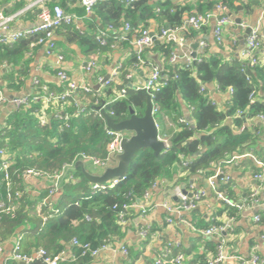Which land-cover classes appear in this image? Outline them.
Wrapping results in <instances>:
<instances>
[{
  "label": "trees",
  "instance_id": "trees-1",
  "mask_svg": "<svg viewBox=\"0 0 264 264\" xmlns=\"http://www.w3.org/2000/svg\"><path fill=\"white\" fill-rule=\"evenodd\" d=\"M236 2L245 5V8L250 3L244 0H210L194 13H214L218 6L234 8ZM55 4L64 5L61 1L51 3ZM20 6L1 11L8 15ZM95 7L101 13L105 32L109 28L120 31L125 23L130 25L126 41H131L132 35L138 36L143 29H149L150 20L155 21L158 31L162 28H184L185 35L191 39L204 29L203 26L197 31L185 26L184 16L194 13L187 6L174 8L169 0L158 2L155 6L151 0H132L129 3L107 0ZM39 11L40 7L35 6L26 13H35L37 18ZM77 37L78 43L85 46L90 54L100 51L109 53L114 43L113 38L107 39L103 45L92 36ZM35 41V37H29L12 46L0 45V63L21 65ZM174 46L171 40L152 46L166 60L160 68L162 85L150 99L159 110L160 116L158 120L155 118L156 121L160 122L167 116L175 125L169 137L170 147L162 150L157 157L152 150L141 149L130 162L125 177L112 188L94 190L92 183L77 167V179L71 175L61 182L57 201L49 199L43 207L41 203L47 190L35 196L27 191L24 180L27 170L52 175L65 164L76 163L81 154L106 160L109 138L101 110L113 122H120L129 117L130 108L142 114L146 104L145 93L129 87L125 68H119L117 79L109 81L100 90L77 89L63 101L45 103L44 97L48 91L63 94L67 90V82L48 84L39 81L33 85L29 102L16 109L0 125V150L10 160L9 182L20 192L18 198L8 199L5 188L1 190L4 208H9V211L0 209V242H11L15 237L19 244L18 252L32 257L28 264H46L34 257L39 250H44L50 257L68 253L69 256L57 264H88L93 257L92 250L124 235L120 215L128 220L131 210L126 207L141 200L148 191L162 187L166 182L172 185L186 183L189 175L198 174L207 179L236 156L250 153L255 160L264 161V156H258L264 154V147L255 148L261 139L258 127L253 124L246 126L247 122L264 116V61L261 62L257 53L253 56L256 63L252 64L249 57H223L220 52H207L206 55L198 53L196 60L188 66L180 61L169 63ZM142 58L144 64H149ZM198 58L200 61H197ZM129 63H139L134 51ZM60 70L57 69L55 75ZM22 76H25L23 72H17L15 76L14 70L9 71V88L19 90L24 81ZM209 84H213L219 94H228L224 108L221 109L213 98ZM122 88L126 89L125 94L118 97ZM252 92L253 98L250 96ZM180 99L188 108L190 122L184 118ZM42 117L45 118L44 124H41ZM226 118H230V122H224ZM112 162L109 161L110 164ZM228 182L216 185V189L226 195L230 191ZM0 183H5L2 173ZM243 198L249 199L250 193ZM191 212L195 213L196 208ZM237 212L238 204L231 201L218 207L215 214L233 217ZM211 220L209 225L201 228L221 226V223ZM149 234L150 230L143 241L149 238ZM74 239L77 244L72 243ZM85 244L88 249L83 248ZM207 246L215 252L217 245L209 242ZM205 258L202 254L196 260L198 264H204ZM6 264L18 263L10 259Z\"/></svg>",
  "mask_w": 264,
  "mask_h": 264
},
{
  "label": "crops",
  "instance_id": "crops-1",
  "mask_svg": "<svg viewBox=\"0 0 264 264\" xmlns=\"http://www.w3.org/2000/svg\"><path fill=\"white\" fill-rule=\"evenodd\" d=\"M60 1L64 4L63 6L60 5L64 11L75 16L72 24L62 26L56 29L54 33V40L56 42L55 52L62 55V59L58 61L56 53L47 54L44 45H33L23 57L21 65L9 66L0 63V89L5 98V101L0 103V125H3L5 120L17 109L12 103V99L30 96L34 87L33 85L39 83V81L48 84H58L60 80L55 75L57 69L65 71L77 85H86L94 89V86L99 84L103 77L112 75L111 80L113 81L117 79L118 69L125 68L127 72L126 77L130 74V77H127L129 87L141 90L145 86L150 64L156 65V61H158L162 67L166 61L161 57L159 50L150 47V49L148 48L149 51L143 54L144 59L149 64L131 65L129 59L132 51L136 50L135 35H132L131 41L118 42L114 47H111L109 53L101 51L88 53L86 47L78 43L77 35L95 37L104 28L101 13L97 8L98 6L91 13L87 14L78 0H0V10L5 12L10 10L12 6L20 4L21 6L14 12L8 15L4 13V15L12 17L10 27L13 30L28 29L37 22L35 13H26L29 9L35 6L40 7L41 3L51 7V3H59ZM165 1L151 0V3L155 6L156 3ZM169 1L174 8L187 6L194 13L203 3L210 0ZM249 1L250 3L247 8L240 2H236L234 8H228L227 13L231 19V23L225 27L223 42L221 44L217 43L214 39V17H211L204 26V29L199 31L192 39L185 35L184 28H178L176 31L170 33L167 38L159 39V42L171 40L173 45H176L180 38H184L186 42H189L190 50L193 51L191 44L204 41L206 43L205 54L207 52H220L223 57H237L240 52L239 48L241 46L244 47L247 38L246 29L249 27L251 30L258 31L259 37L264 44V0H255L257 1L256 3L253 2L254 0ZM184 18L187 19V16L185 15ZM237 18L241 19L240 24L236 23ZM148 28L156 36L159 35L160 31H158L154 20H150ZM256 53L261 62H263L264 47L262 50L256 51ZM92 57H95L97 60V69L88 73L83 69V64ZM116 68L118 72L113 75L112 73ZM11 70H14L15 76H17V72H23L25 75L22 76L24 81L19 90L9 88L8 86L9 80L7 79V74ZM103 86L104 84H101L98 90ZM208 89L220 105V108H224L228 94H219L213 84H209ZM181 105L184 118L190 122V113L182 100ZM224 122H230V118H226ZM156 123L160 137H165L169 141V137L175 129L173 122L167 116H164L162 121H156ZM250 124L257 126L260 131L258 136L261 139H259V145L257 144L255 148L257 149L259 146L260 148L264 147V123L259 118H256L251 122H247L246 126ZM258 156L262 157L264 154L260 153ZM256 161L250 153L239 156V158L233 159L231 162L224 163L221 170L222 175H219V178H215V183L219 186L225 182V177L229 176L228 184L230 191H227L225 196H228L229 200L238 204L236 216L227 217L225 214L218 216L215 214L217 208H221L225 203L215 198L214 191L208 187L206 179L201 175H189L186 183L180 182L179 184L172 185L166 182V187H163L164 184L162 187L158 186L149 192L146 201L148 212L145 217L140 215V210L137 207L131 209L129 218L124 224V235L120 239L108 243L106 247L90 259L88 264H153L155 260L161 259L160 253L166 247L171 249L172 256L177 253L183 254V264H198L196 260L197 256L202 254L204 257L214 255L221 240H224L222 249L227 256L221 264H246V261L253 255L258 256L259 261L264 264V239H261V234L264 233V195L261 194L264 191V187L260 189L259 206L249 207L242 203L244 195L251 193L259 187V182L254 178L255 169L257 168L258 171L260 169ZM81 163L84 170L91 174H100L104 170L100 167H93L87 161L79 159L68 170L72 178L76 176L74 179H77V167L81 169ZM115 163L114 159L110 166L115 165ZM24 181L27 191L35 196L47 190L49 185L47 179L40 177L26 176ZM175 189H178L181 193L184 190L189 193L204 191V197L197 205L195 213L191 211L169 213L167 211L163 205L164 203L175 205L179 202ZM59 193L60 190L51 196V200L57 201ZM142 203L140 201V205ZM256 214L260 215L258 221L254 220ZM169 217L171 221H168ZM211 219L221 223V226L228 225V227L218 235L205 239L202 237L200 230H202L201 227L209 225L212 221ZM147 224L150 226V234L149 238L143 241L137 232L140 227H144ZM14 238L11 239V242H0L3 246V251L0 253V264H6L10 260ZM209 242L217 245L215 246V252L207 248ZM123 246L126 247L127 253L122 252L121 247ZM16 262L18 264L23 263Z\"/></svg>",
  "mask_w": 264,
  "mask_h": 264
},
{
  "label": "built area",
  "instance_id": "built-area-1",
  "mask_svg": "<svg viewBox=\"0 0 264 264\" xmlns=\"http://www.w3.org/2000/svg\"><path fill=\"white\" fill-rule=\"evenodd\" d=\"M69 1H75V0H69ZM82 8L84 9L85 13L89 14L92 12V10L95 8V6L99 3H102L107 0H78ZM125 3H129L132 0H124ZM249 1V0H244ZM228 8L226 6H218L215 9V13H194L187 17L185 20V26H189L197 31L200 30L201 27L205 26L209 19L211 17L215 18V25L213 29V35L214 39L217 43L221 44L223 42V35L225 31L226 25L231 23V19L228 15ZM11 16H6L4 13L0 10V45H7L12 46L17 41L29 38V37H35L36 41L33 45H44L45 51L47 54L56 53V42L54 40V33L55 30L62 27V26H68L72 24V22L75 19V16L73 14L67 13L64 11V9L60 5H52L49 7L48 5L41 3L40 5V11L37 14V22L28 29H17L13 30L11 25ZM178 29V28H177ZM131 27L128 23H125L122 28H120V31L109 28L108 31H104L103 29L100 31L98 35L95 36V39L101 43L105 44L107 42V39L113 38L114 43L111 45V47H114L118 42H124L127 40V34L130 33ZM176 31V29H164L162 28L159 32V35L156 36L154 33L151 35V32L149 29H143L138 36H135V46L136 50L134 51L136 54V58L138 60L139 65L143 63V53L146 49L153 46L154 38L156 39H165L167 36ZM110 33H113L114 35H110ZM112 36V37H111ZM264 47L262 39L259 37V33L257 30H251L250 34L246 38V42L244 44V47L240 50L239 55L240 57H249L252 64L256 63V60L253 58L256 51L262 50ZM178 48V49H177ZM193 51L190 50V45L184 38H180L178 42L175 45V48L173 49V52L168 59L169 63H175V62H181L184 65H191L196 60V55L198 53H202L203 55H206V43L204 41H200L198 43L197 48L195 49V56L192 57ZM58 61L62 59V55L56 53ZM197 61H200V58H198ZM149 73L145 80V86L144 90L150 95V97L153 96L154 92L158 91L162 85V76L160 73V68L155 64H150L149 66ZM83 69L90 73L92 71H95L97 69V60L95 57L90 58L83 64ZM119 70V69H118ZM117 68L113 71V75L117 74ZM56 76L60 81L67 82V90L63 94H55L50 91H48V94L46 97H44V102L48 103L50 101L55 100H66L70 96H72L77 89H82L84 91H88L90 87L83 85L79 86L74 81L70 79V77L66 74L65 71L60 70L57 72ZM112 75H110V78L104 82V85L107 84L109 81H111ZM127 77H130V74L127 75ZM45 91H47L46 86L43 88ZM126 89L122 88L121 91L118 94V97H122L125 94ZM231 92V90H230ZM252 98L254 96V92L250 95ZM29 96H22L18 98L12 99V103L14 106L18 109L22 105H26L29 102ZM33 99H36L35 97ZM5 101V98L3 97L2 90L0 89V103H3ZM159 110L157 107L153 106L152 113L155 115L158 113ZM102 114V113H101ZM237 114L241 115L242 112H238ZM103 116V115H102ZM259 119L264 123V116H260ZM45 123V118H41V124ZM106 135L109 138V142L107 144V158L104 161H101L95 157H90L85 154H81L79 156V159L83 161H87L90 165L93 167H100L102 169H105L109 167L111 164L109 161H114L115 155L121 153V140L125 136V133L123 132H115L112 129L108 128L106 126L105 129ZM160 139L164 142V150L170 147L169 141L165 137H160ZM239 158V156H236L234 159ZM0 173H2L3 180L5 181L4 184L0 183V209L9 211V208H4V203L2 201V193L1 190L4 187L7 192V198L8 199H16L20 196V192L13 188L11 183L9 182V174H8V167L10 165V160L7 157L6 153L3 150H0ZM259 165L260 169L258 172L254 174V178L259 182V187L255 190H253L250 193V198H243L242 203H244L246 206L249 207H257L260 205V189L264 187V161H256ZM74 164H65L58 172L53 173L52 175H46L42 172L34 171V170H27L25 172V176L29 177H40L47 179L49 182L48 188H47V195L42 200L41 205L44 207L49 199H51V196L56 194L60 190L61 182L65 181L68 177H71V174H69L68 170L70 169V166ZM222 171L217 169V172L215 175L210 176L206 179L208 187L214 191L215 198L219 201L224 202L225 204H230L231 200H229L224 192L219 191L216 189V183L215 178L218 177L221 174ZM125 176H121L119 178H114L106 183H100V184H92V188L97 191H104L108 188H112L119 180L123 179ZM224 179V177H223ZM229 176H226L224 181H228ZM155 185H153V188ZM176 195L179 198V202L175 205H170L167 203H164V207L167 209L169 213L172 212H190L193 209L197 207V205L202 201V198L204 197V191H194L191 192V196H188L184 193H181L178 189H175ZM148 191L144 197L141 200H137L136 203H132L131 205L127 206L126 209L131 210L135 207H137L140 211V215L142 217H145V215L148 212V208L146 206V201L149 195ZM264 195V191L261 193ZM140 201L143 202L142 205H140ZM260 219V215L256 214L254 216V220L258 221ZM121 224H125L127 220L124 219L123 215H120L119 218ZM168 221H171L170 217L168 218ZM228 225H223L220 227H216L214 225H210L205 229L200 230V233L203 238L209 239L213 237L214 235H218L220 232L224 231ZM150 226L147 224L144 227H140L137 234L140 237V239H145L147 232L149 231ZM261 239H264V233L261 234ZM224 240H221L218 246V249L214 255L207 256L205 258L204 264H221L227 256L224 254L222 249V244ZM73 244H77V241L74 239L72 241ZM107 245V244H106ZM106 245L101 246V248L97 250H92L91 255L95 256L101 249L106 247ZM84 249H88V245L85 244L83 246ZM19 244L15 241L11 248V258L14 261L23 262L24 264H28L31 260V256L21 255L19 252ZM122 252L127 253L126 247H121ZM3 251V246L0 244V253ZM84 253V252H83ZM68 253H60L54 257H50L46 255L44 250H39L34 254V257L41 259L46 264H57L59 260H64L66 257H68ZM163 260V261H162ZM184 262V256L181 253H177L174 256H172L171 249L169 247H166L161 252V259H157L153 262V264H163V263H170V264H183ZM246 264H262L259 261L258 256L253 255L248 261H246Z\"/></svg>",
  "mask_w": 264,
  "mask_h": 264
},
{
  "label": "water",
  "instance_id": "water-1",
  "mask_svg": "<svg viewBox=\"0 0 264 264\" xmlns=\"http://www.w3.org/2000/svg\"><path fill=\"white\" fill-rule=\"evenodd\" d=\"M257 2V1H253ZM236 23L240 24L241 19L237 18ZM251 28L246 29V37L250 34ZM153 35V32H151ZM154 44L159 43V40L154 38ZM189 44V42H188ZM190 45V44H189ZM198 43L191 44L193 52L192 57L195 56V49L197 48ZM243 48L241 46L239 51ZM156 65L161 68V65L156 61ZM110 78V75H106L102 78L101 82L94 86L95 90H98L101 84H104L106 80ZM146 96V104L142 114L135 112L133 108L129 109V117L120 122H113L111 117L108 116L104 111L101 110L105 124L108 128L112 129L115 132H123L125 136L121 140V153L115 155L114 159L116 161L115 165L109 166L103 170L101 174H91L84 170L83 164H80L81 170L85 178L92 184L106 183L114 178H119L123 176L129 168V164L134 158L135 154L141 149L148 148L152 150L155 157L164 150V142L160 139L159 129L155 120V115L152 113V102L150 95L144 90L141 89ZM219 178V176L217 177ZM184 194L191 196V193L186 190L183 191ZM16 239H13L15 242ZM23 264V263H21Z\"/></svg>",
  "mask_w": 264,
  "mask_h": 264
},
{
  "label": "rangeland",
  "instance_id": "rangeland-1",
  "mask_svg": "<svg viewBox=\"0 0 264 264\" xmlns=\"http://www.w3.org/2000/svg\"><path fill=\"white\" fill-rule=\"evenodd\" d=\"M159 116H160L159 113H156V114H155V118H156L157 120L159 119Z\"/></svg>",
  "mask_w": 264,
  "mask_h": 264
}]
</instances>
